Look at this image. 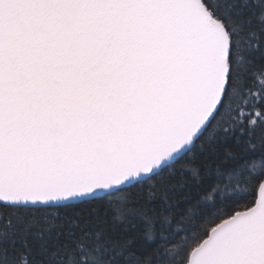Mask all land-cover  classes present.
Instances as JSON below:
<instances>
[{"label": "snow or ice", "instance_id": "6c2138e0", "mask_svg": "<svg viewBox=\"0 0 264 264\" xmlns=\"http://www.w3.org/2000/svg\"><path fill=\"white\" fill-rule=\"evenodd\" d=\"M0 264H264V0H0Z\"/></svg>", "mask_w": 264, "mask_h": 264}]
</instances>
